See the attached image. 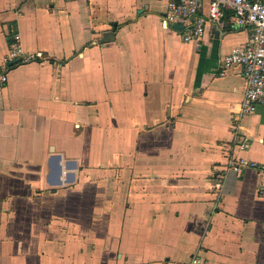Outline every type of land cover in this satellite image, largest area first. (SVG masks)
Masks as SVG:
<instances>
[{"label": "crops", "instance_id": "0c3cea01", "mask_svg": "<svg viewBox=\"0 0 264 264\" xmlns=\"http://www.w3.org/2000/svg\"><path fill=\"white\" fill-rule=\"evenodd\" d=\"M169 1L0 0V264H264V177L211 188L264 163V104L220 65L249 32L226 11L184 42Z\"/></svg>", "mask_w": 264, "mask_h": 264}, {"label": "built area", "instance_id": "2783aa9c", "mask_svg": "<svg viewBox=\"0 0 264 264\" xmlns=\"http://www.w3.org/2000/svg\"><path fill=\"white\" fill-rule=\"evenodd\" d=\"M206 13H199L202 0H170L167 6L164 22L169 25L182 26L184 42L199 41L205 34L206 26L217 23L224 12L233 15L236 28H246L249 38L243 45L234 47L221 62V73L238 66L246 82L241 101V113H246L258 104H264V0H207ZM18 41V34L13 37ZM40 54L27 55L18 44H12L4 59V65L19 62L28 63L40 58ZM6 81V76H0V83ZM223 169L214 173L211 188L220 195L225 174L228 171L241 172L244 169L255 171L264 177V163L254 161H227ZM257 192L264 196V183H260ZM188 264H209L197 256L192 257Z\"/></svg>", "mask_w": 264, "mask_h": 264}, {"label": "water", "instance_id": "95a60500", "mask_svg": "<svg viewBox=\"0 0 264 264\" xmlns=\"http://www.w3.org/2000/svg\"><path fill=\"white\" fill-rule=\"evenodd\" d=\"M180 27L181 26L179 24L174 25V28L180 29ZM214 32L217 33L216 30Z\"/></svg>", "mask_w": 264, "mask_h": 264}]
</instances>
